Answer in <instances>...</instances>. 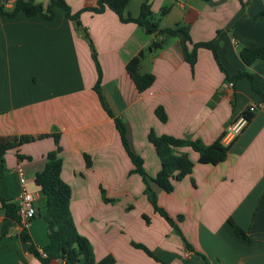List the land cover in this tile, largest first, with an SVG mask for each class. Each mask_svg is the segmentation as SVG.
Segmentation results:
<instances>
[{
	"label": "crops",
	"instance_id": "0c3cea01",
	"mask_svg": "<svg viewBox=\"0 0 264 264\" xmlns=\"http://www.w3.org/2000/svg\"><path fill=\"white\" fill-rule=\"evenodd\" d=\"M34 1L46 5L50 0ZM145 1L159 28L182 25L191 42H214L226 74L247 70L253 86L240 78L227 87L210 50L199 47L191 66L177 37L147 33L109 8L81 11L79 27L58 6L51 19L0 14V143L15 145L3 155L0 196L17 204L21 185L15 166L21 164L24 186L35 196L36 213L26 229L37 247L47 244L45 207L34 175L55 148L56 135L60 176L71 190V217L96 259L110 254L114 264H159L131 245L136 242L168 264H264V104L253 91L264 93V62L247 66L238 54L241 47L264 44V14L259 15L264 0H127L124 15L137 17ZM13 2L5 0V7ZM64 2L75 13L97 0ZM154 43L160 46L151 47ZM140 52L138 71L154 76L142 92L126 70ZM97 67L111 116L94 90ZM249 105L256 109L222 162L199 163L193 150L181 147L193 162L191 173L171 192L151 182L158 204L171 217L183 216L176 222L179 230L171 228L153 210L141 177L131 172L114 117L123 122L130 149L154 177L160 161L147 137L150 130L208 145ZM157 106L166 113L164 122L155 115ZM101 189L110 201L103 200ZM3 218L0 209V233ZM227 218L248 239L236 236ZM19 230L12 223L0 237V264H39L28 243L16 236ZM181 234L203 254L187 250ZM51 264L64 261L55 258Z\"/></svg>",
	"mask_w": 264,
	"mask_h": 264
},
{
	"label": "trees",
	"instance_id": "16d2710c",
	"mask_svg": "<svg viewBox=\"0 0 264 264\" xmlns=\"http://www.w3.org/2000/svg\"><path fill=\"white\" fill-rule=\"evenodd\" d=\"M126 4L127 0H97L95 6L85 7L78 12L71 13L64 0H50L46 5H42L34 0H14L12 7L10 8L5 7V0H0V14L13 17L18 12H22L26 16L40 14L44 19H51L53 16V7L58 6L65 11L66 17L73 21L75 27H79L80 23L78 18L81 11L90 10L95 13H100L105 8H109L117 14L122 22L136 23L147 33L172 35L177 37L181 44L184 58L191 66L196 60L197 49L199 47H204L211 51L219 69L225 73L227 81H233L234 83L240 78H247L252 85L253 75L247 70H240L231 76L226 74L225 69L219 62L217 45L214 42H191L187 27L182 25H177L173 28H159L158 23L153 20L151 16V11L147 1L142 3L137 17H132L129 14L124 15ZM161 12L164 13L165 9ZM260 14H264V9L259 13V15ZM84 37H86V34ZM88 43L90 45L89 39ZM158 46H160V43H154L151 45V47L155 48ZM238 54L240 59L247 66L253 64L254 62H264V44L253 48L241 47ZM141 55L142 52L132 57L126 64V70L139 92L146 90L154 80V76L152 74L140 73L138 71ZM92 57L95 61L94 52H92ZM96 69L98 79L94 90L99 97L102 107L108 115L111 116L110 110L100 94V72L98 67ZM253 91L259 95L261 102L264 104V93L255 87H253ZM241 114L246 117L247 122L250 120L252 115L251 113L245 111ZM155 115L161 122L166 120V113L161 106H157L155 108ZM114 123L124 150L133 165L131 172L137 173L141 177L144 183V194H146L149 198L153 210L164 218L170 226L177 229V224L174 222L173 218L168 215L163 207L157 204L155 193L152 190L149 181L152 180V182H154L163 191L171 192L174 188V183L189 175L193 167V162L189 158L188 153L185 151H179V148L188 147L193 150L197 154V161L199 163L217 164L226 158L232 141L228 143H224L222 141L225 131H223L212 143L204 145L198 140L179 138L166 134L156 135L152 130H150L147 137L155 148L160 161V169L154 177H149L143 167V159L139 155L135 154L129 147L123 122L119 118L114 117ZM54 140L55 148L46 154V161L43 169L34 175V183L39 188V196L42 199L43 206L45 207L43 219L47 228V235L49 238L48 243L44 246L37 247L33 243L27 229L22 227L20 223L17 204L14 201L4 199L1 196L0 209L4 218L1 223L2 231L0 233V237L5 233L8 225L17 223L20 226V230L16 236L22 242L28 243L29 253L38 259L39 264H51V260L55 258L62 259L64 264H114L115 259L110 254L105 255L100 259H96L88 239L79 234L75 228L69 210L71 190L69 185L65 183L60 176L62 161L59 153L61 148L58 144V138L56 135H54ZM13 146L15 145L0 143V178L4 171L3 155L7 149ZM85 159L86 164L89 165L88 159ZM104 200L110 201L111 199L104 197ZM142 217L146 222H148L149 218L146 215H143ZM181 218V215L177 216L178 220ZM228 222L230 223L233 233L236 236L248 239L246 232L238 227L230 218H228ZM131 245L135 248L143 250L148 256L157 259L154 253L145 245L136 242H131ZM185 246L188 250H191L190 244L185 242ZM41 252H44L45 255L43 256Z\"/></svg>",
	"mask_w": 264,
	"mask_h": 264
},
{
	"label": "built area",
	"instance_id": "2783aa9c",
	"mask_svg": "<svg viewBox=\"0 0 264 264\" xmlns=\"http://www.w3.org/2000/svg\"><path fill=\"white\" fill-rule=\"evenodd\" d=\"M233 85H234L233 81L226 82V86L229 88H232ZM255 109H256L255 105H249L246 108L245 112L252 113L253 111H255ZM246 123H247V119L245 116H243L242 114L237 116L227 125L222 141L226 143L231 141L241 131V129L246 125ZM15 171L17 173L18 180L21 185V190L17 197L18 214L22 227L26 228L29 221L32 218H34L36 213V209L34 206L35 196L32 192L28 191L24 186L26 182V177L21 164H17L15 166ZM41 253L43 256L45 255L44 252Z\"/></svg>",
	"mask_w": 264,
	"mask_h": 264
},
{
	"label": "rangeland",
	"instance_id": "374dc122",
	"mask_svg": "<svg viewBox=\"0 0 264 264\" xmlns=\"http://www.w3.org/2000/svg\"><path fill=\"white\" fill-rule=\"evenodd\" d=\"M142 180V179H141ZM151 182H152V180L151 181H149V184H150V186H151ZM142 183H143V181H142ZM143 185H144V183H143ZM151 188H152V186H151ZM152 190H153V188H152ZM154 191V190H153ZM143 192H144V190H143ZM155 193V192H154ZM101 197L103 198V200H104V190H102L101 189ZM155 197H156V201H157V196H156V194H155ZM104 201H106V200H104ZM157 204H158V202H157ZM159 205V204H158ZM160 206V205H159ZM162 207V206H161ZM169 215V214H168ZM170 216V215H169ZM178 216V215H177ZM177 216H173L172 218H173V220H174V222L176 223L177 221H179V220H181V219H177ZM182 216V215H181ZM171 217V216H170ZM183 217V216H182ZM143 218V217H142ZM164 219V218H163ZM165 220V219H164ZM149 222V221H148ZM147 222V223H148ZM227 222H228V218H227ZM229 223V222H228ZM230 224V223H229ZM171 228H172V226H171ZM175 227H173V229H174ZM176 229V228H175ZM177 230H179V227H178V225H177ZM181 239H182V241H183V244H184V246H185V242L186 243H188V241L186 240V238L181 234ZM188 244H190V243H188ZM190 246H191V250L190 251H193V252H197L198 254H203L202 253V251L200 250V251H198V250H196L191 244H190ZM185 248L187 249V247L185 246ZM139 249V248H138ZM188 250V249H187ZM143 251V250H142ZM152 251V250H151ZM144 252V251H143ZM153 252V251H152ZM145 253V252H144ZM146 254V253H145ZM147 255V254H146ZM154 255H155V253H154ZM156 257H157V259H154L153 257H151L153 260H155L156 261V263H159V264H168L169 263V261H168V259L167 260H164V259H161V258H159L157 255H155ZM150 257V256H149Z\"/></svg>",
	"mask_w": 264,
	"mask_h": 264
}]
</instances>
